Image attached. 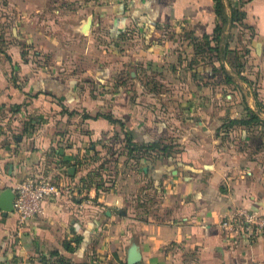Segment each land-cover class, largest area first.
Instances as JSON below:
<instances>
[{
	"label": "crops",
	"instance_id": "obj_1",
	"mask_svg": "<svg viewBox=\"0 0 264 264\" xmlns=\"http://www.w3.org/2000/svg\"><path fill=\"white\" fill-rule=\"evenodd\" d=\"M222 2L233 64L196 52L213 0H0V192L63 187L22 225L0 211V264H128L131 247L137 264H264V236L229 249L219 228L264 214V126H224L245 106L264 122V0Z\"/></svg>",
	"mask_w": 264,
	"mask_h": 264
},
{
	"label": "built area",
	"instance_id": "obj_2",
	"mask_svg": "<svg viewBox=\"0 0 264 264\" xmlns=\"http://www.w3.org/2000/svg\"><path fill=\"white\" fill-rule=\"evenodd\" d=\"M60 183L49 178H25L14 188L13 213L22 225L42 213V204L63 192ZM223 240L229 249L264 236V214L246 207L228 209L219 221Z\"/></svg>",
	"mask_w": 264,
	"mask_h": 264
},
{
	"label": "trees",
	"instance_id": "obj_3",
	"mask_svg": "<svg viewBox=\"0 0 264 264\" xmlns=\"http://www.w3.org/2000/svg\"><path fill=\"white\" fill-rule=\"evenodd\" d=\"M215 2V13L216 16L219 20L218 24L215 26L213 30V35L211 40L214 42L213 46H210V40L208 38L206 39L202 44H199L196 47V52L199 54H205L209 55L210 59H221L224 54H226V57H229L230 63H232L231 60L235 59L236 60V52L235 51H229L227 47L225 46L226 44L223 42V32L224 28L228 25H232L233 21L236 20L237 13L238 11L234 10L231 8V13L229 16L226 15L225 13V6L222 2V0H213ZM229 62V61H228ZM220 71H222L226 82H230V77L224 70V68L221 66ZM245 116L241 119H231L226 123V128L232 127L233 125L241 126V127H253V126H259L262 125L264 126V122L258 117V115L249 109L248 107L245 106ZM129 142V141H127ZM130 145L129 143L127 146ZM154 149H157L156 145H149L146 147V150H151L153 151ZM64 248L66 250H71L70 246L68 244H65ZM59 264H63V260H58Z\"/></svg>",
	"mask_w": 264,
	"mask_h": 264
},
{
	"label": "water",
	"instance_id": "obj_4",
	"mask_svg": "<svg viewBox=\"0 0 264 264\" xmlns=\"http://www.w3.org/2000/svg\"><path fill=\"white\" fill-rule=\"evenodd\" d=\"M13 200L14 192L11 188H6L0 192V211L6 215L13 213ZM139 256L135 247H131L129 250L128 264H137Z\"/></svg>",
	"mask_w": 264,
	"mask_h": 264
},
{
	"label": "rangeland",
	"instance_id": "obj_5",
	"mask_svg": "<svg viewBox=\"0 0 264 264\" xmlns=\"http://www.w3.org/2000/svg\"><path fill=\"white\" fill-rule=\"evenodd\" d=\"M35 50L34 49H32V50H29V55L30 56H32V57H35ZM37 62H41V61H39L38 59H37ZM37 62H34L35 64L37 63ZM36 67H45V68H47L48 70H51V66H48V65H45V64H41V66H40V64H38ZM54 67H56V69H59V68H61V69H63L64 68V71L65 72H72V71H76L77 69L76 68H78V66H76V65H57V66H54ZM152 70V69H151ZM223 98H224V95H223ZM229 120L228 119H226V123L228 122ZM226 123H224V126L226 125ZM254 127V126H253ZM262 129H264L263 127H262Z\"/></svg>",
	"mask_w": 264,
	"mask_h": 264
}]
</instances>
